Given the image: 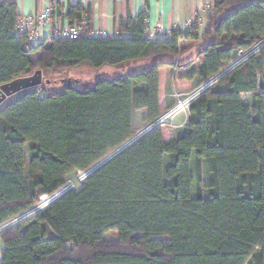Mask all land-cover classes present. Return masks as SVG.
<instances>
[{
  "label": "trees",
  "instance_id": "trees-1",
  "mask_svg": "<svg viewBox=\"0 0 264 264\" xmlns=\"http://www.w3.org/2000/svg\"><path fill=\"white\" fill-rule=\"evenodd\" d=\"M65 16L91 22L81 3ZM205 16L202 30L151 37L142 10L114 36L28 45L17 2H0V86L37 70L51 81L0 105V224L133 138L136 111L150 124L169 108L165 69L187 91L264 38V0H213ZM86 69L91 84L74 77ZM185 126L154 127L4 230L0 264H264V47L196 99Z\"/></svg>",
  "mask_w": 264,
  "mask_h": 264
},
{
  "label": "crops",
  "instance_id": "crops-1",
  "mask_svg": "<svg viewBox=\"0 0 264 264\" xmlns=\"http://www.w3.org/2000/svg\"><path fill=\"white\" fill-rule=\"evenodd\" d=\"M4 1V0H0ZM19 6L22 17L42 12L46 7H54V14L49 27L43 29V38L49 34L65 28L69 24L65 14L70 4L81 3L90 13V26L104 32L106 35H117V20L125 18L128 13L136 16L142 10L148 13L147 33H150L159 25L165 31L173 28H186L190 20H195L198 25L203 18L207 8L212 5L213 0H14ZM206 19V16H205ZM206 23V20H205ZM205 25V24H204ZM200 30L201 27L199 26ZM204 28V27H203ZM152 37V36H151ZM170 69L164 70L165 77L169 78ZM172 85V80H170ZM172 90L165 95L174 104ZM189 115V114H188ZM188 115H178L173 121V128L182 126ZM184 121V122H183ZM4 247L0 238V258Z\"/></svg>",
  "mask_w": 264,
  "mask_h": 264
},
{
  "label": "built area",
  "instance_id": "built-area-1",
  "mask_svg": "<svg viewBox=\"0 0 264 264\" xmlns=\"http://www.w3.org/2000/svg\"><path fill=\"white\" fill-rule=\"evenodd\" d=\"M54 14V7L48 6L42 12L37 14H30L22 17L16 26V29L19 33H25L27 35L28 45H33L38 43L43 39V29L46 30L49 27L51 19ZM89 20L84 18L81 22L74 24H68L65 28L56 31V35L67 38V39H77L81 36L97 37L105 36L106 34L100 30L89 28ZM195 20H190L187 26L194 24ZM169 33L165 31L161 25L155 28L150 35L164 37ZM264 47V38L253 45L247 50H241L235 60H233L226 68H224L219 73L211 76L207 80L201 82L195 87L187 91H175L173 96L175 98V103L167 108L156 120L148 124V126L143 129L139 134H144L149 132L156 126L162 124H173V121L176 116L182 114H189L190 105L198 99L203 93L217 83L228 71L236 67L237 65L246 61L249 57L256 54ZM187 120V118H186ZM185 120V121H186ZM143 136V135H142ZM93 167L85 171H77L73 176L67 180L65 185L61 187L58 191L53 194H44L40 197V200L35 203L30 208L24 210L18 215L8 219L7 221L0 224V234L11 227H15L24 220L33 216L36 213H39L51 205L54 201L60 198L63 194L70 190H79L81 189L87 177L92 173Z\"/></svg>",
  "mask_w": 264,
  "mask_h": 264
},
{
  "label": "water",
  "instance_id": "water-1",
  "mask_svg": "<svg viewBox=\"0 0 264 264\" xmlns=\"http://www.w3.org/2000/svg\"><path fill=\"white\" fill-rule=\"evenodd\" d=\"M50 84L51 81L49 79H45L43 76L42 70H37L34 74L27 76V77H20L12 80L11 82L5 83L0 86V105L9 97L23 91L26 89H30L33 87L41 86L42 84ZM145 134V133H144ZM144 134H138L131 138L128 142H126L124 145H122L120 148L114 151V155L107 156L105 159H103L100 163L95 165L93 167L94 172L96 169L104 165L106 162L111 160L113 157L124 151L126 148H128L130 145H132L134 142H136L142 135Z\"/></svg>",
  "mask_w": 264,
  "mask_h": 264
},
{
  "label": "rangeland",
  "instance_id": "rangeland-1",
  "mask_svg": "<svg viewBox=\"0 0 264 264\" xmlns=\"http://www.w3.org/2000/svg\"><path fill=\"white\" fill-rule=\"evenodd\" d=\"M205 13H204V18L199 22V23H201L199 26L201 27V30L203 29V27L205 26L204 24H205ZM196 56V53H194L193 55H191V57H195ZM103 74H105V75H109L110 73H113V71H112V69H105L103 72H102ZM74 77L75 78H79V79H82V80H84L85 82H88L89 84H91V83H93V78H94V72H92V71H89V70H82V71H79V72H77L75 75H74ZM59 78V77H58ZM170 78H167V77H165V85H164V91L166 92V91H170V90H172V92H174L175 91V87L173 86H171L170 85ZM197 85V83L195 82V83H192L191 85H189L188 87L191 89V88H193V87H195ZM243 97H244V99H245V101L246 102H248V103H250L251 102V100H252V95H250V94H245V95H243ZM174 103H175V99H174ZM173 105V104H172ZM144 115H145V111L144 110H139V111H136L135 112V114H134V124H135V127H136V134H135V136L137 135V134H139L140 132H142L143 131V129H145L147 126H148V123H146L144 120H143V117H144ZM182 115H184L185 116V114H182ZM184 122V121H183ZM185 124H186V122H184L183 124H182V126H179V127H176L177 128V131H178V133H180V132H182L184 129H185ZM114 152V151H113ZM113 152H111L108 156H110V155H112V153ZM70 179V178H69ZM196 190H195V187L193 188V194H195L196 192H195ZM105 237L107 238V239H109V240H116L117 239V234L115 233V232H107L106 233V235H105Z\"/></svg>",
  "mask_w": 264,
  "mask_h": 264
},
{
  "label": "bare ground",
  "instance_id": "bare-ground-1",
  "mask_svg": "<svg viewBox=\"0 0 264 264\" xmlns=\"http://www.w3.org/2000/svg\"><path fill=\"white\" fill-rule=\"evenodd\" d=\"M137 135H138V134H137ZM114 154H115V153L113 152L112 155H114ZM112 155H111V156H112Z\"/></svg>",
  "mask_w": 264,
  "mask_h": 264
}]
</instances>
